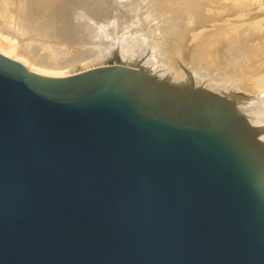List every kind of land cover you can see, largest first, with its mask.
Wrapping results in <instances>:
<instances>
[{
	"label": "water",
	"instance_id": "1",
	"mask_svg": "<svg viewBox=\"0 0 264 264\" xmlns=\"http://www.w3.org/2000/svg\"><path fill=\"white\" fill-rule=\"evenodd\" d=\"M254 137L143 70L50 77L0 54V264H264Z\"/></svg>",
	"mask_w": 264,
	"mask_h": 264
},
{
	"label": "bare ground",
	"instance_id": "2",
	"mask_svg": "<svg viewBox=\"0 0 264 264\" xmlns=\"http://www.w3.org/2000/svg\"><path fill=\"white\" fill-rule=\"evenodd\" d=\"M112 1H115V0H112ZM132 1H133V4L131 3V5H129L131 7L128 6L129 10L127 9L129 12L128 18L126 17L124 21L122 20L123 23L125 22L122 25L126 32H133V30L135 33L139 30L141 31L144 30L146 32H149L153 30V29L150 30L149 22H151L152 24V22H154V19L157 18L156 20L159 19L157 22L159 24L161 23L159 26V30L157 31L161 34L165 33L166 35L170 31L172 33V32H175L174 30H179L183 28L185 25H188V24L190 25V22L188 23L187 19L196 15L195 14L196 10H194L193 7L191 9L190 8L189 9L179 8L175 10H169L167 9L169 6L168 7L165 6L166 2L165 3L163 2L164 3L163 10L157 11V10L152 9L151 7V4H153L155 0H132ZM107 2H111V0H0V23L3 25V28L6 29V31L15 33V35H17L18 38L24 40L20 45V51H16L14 49L12 50L11 47L10 49H7L9 47L3 48L0 46V54L8 58H11L15 61H18V62L21 61L22 64L25 67L27 66L30 71H35L37 72V74H45L44 76H46V74L49 75L50 73H54L55 71H58V70H64L67 68L71 70L70 68L75 66L77 62L79 63L83 62L84 59L87 60V58L90 56H93V58L102 57V59L103 57L105 59L111 58V57H119L122 60V62L124 61L125 63L131 64V62H137V60L143 57V55L147 52L146 54L147 58L145 59V62L148 65V67L147 65L145 67L147 68L151 67L152 69H154L153 71H159L157 75L155 74L156 81H153V82L155 83L158 82L162 87L164 86L163 87L164 89L166 90L171 89L172 91L170 90L168 91L175 95H186L187 94V95H194V96L197 95L198 96L199 94L209 95L210 93H213L214 94L213 96H215L220 101H225V99L230 101L231 98L234 97L236 98V100L235 99L233 100L234 105H235L234 108L238 110L239 114L244 116V119H246L247 124L248 123L250 124L249 126L253 125V127L254 126L257 127L259 124L260 125L262 123L264 124V101L260 100V95H258L259 97L258 96L254 97L252 95L244 96V95L234 94L232 92L233 90H230L231 89L230 87L224 86L221 82L224 79L226 80V84H227V79L221 76L220 79L222 80L220 81L213 77L209 78L207 74L203 73L202 65L196 62L195 57L193 59L194 54L191 56L192 62L188 64L189 68L188 67L185 68L184 67L185 65H183L182 68H176L172 64L171 62L172 60L170 61L171 63H168L166 60L167 59L166 57L168 55L166 53L165 46L168 42L165 43L164 40L163 42L162 41L154 42V43L151 42L152 50L150 48V51H151L150 52L148 49V51L150 52L149 54H148V51H146L147 48L144 46L145 42H144L143 36L142 38L141 36L138 37L139 36L138 34H137L138 36H136V38L134 37V39L123 38L120 43L117 42L118 39L117 40L114 39L116 36L113 35L114 38H111V40L109 42H106V45H104L103 43L104 37H102L103 33L101 32L103 28L101 29L100 27L103 25L105 26V24H102L103 23L102 22L98 24L97 26H95L98 22L94 23L95 20L93 18H96V17L98 18L97 15L99 14L100 16L104 17L102 18V20L106 19L105 17H106L107 10L102 8L101 6L103 3H107ZM125 2H128V0ZM96 3H101L100 7L98 6L100 10L99 9L97 10L96 9L97 7H95V9L97 10V12L95 13L97 15H92L95 13L86 15L85 11H87L86 13L90 12L91 10L93 11V9L91 8H94L92 6L95 5ZM109 5H112L113 7V4L110 3ZM89 7L91 10L89 9ZM109 7L112 8L111 6ZM87 8L90 11H88ZM110 10L112 11V9ZM116 10H119V8ZM109 11L107 13L110 15L111 12ZM85 15L88 16V19H85L86 18ZM83 16H85V18H82ZM89 16L93 18H90ZM114 17L118 18L117 15ZM123 18L121 17V19ZM81 19L84 20V22H82ZM89 19L93 20V22L91 21L89 22L94 23L93 25L94 29H91L92 27L90 26L89 27L90 30H89L88 26H86V25H92L91 23L88 24L87 20ZM121 19L119 20L121 21ZM85 21L87 22V24L85 23ZM108 21L110 22V19ZM109 22L108 23L105 22V23L109 24ZM137 26L140 28H138ZM141 26L143 28H141ZM105 27L107 28V26ZM194 27L195 26H193V28ZM154 33L156 34L157 32L155 31ZM130 35L131 34H129V37ZM103 36L105 35L103 34ZM133 36H134V33H133ZM153 37H156V36H153ZM180 37L181 36L179 35V38H178L179 40H180ZM151 40L153 41V39ZM178 41H176L177 45H179ZM197 42H199V40L195 41L196 44ZM219 42L221 43L219 44L222 47H220L218 44L217 45L218 47H220V49H222V53H221L222 60L228 61V55L233 54L231 52L232 50H229L227 48L228 47L227 45H229L228 43H226L227 45L225 46L223 41H219ZM151 43L148 42L149 45ZM171 45L175 47L174 44H171ZM235 46H234V51H235ZM191 48L192 49H190V51L194 49L193 46ZM240 48L241 47L236 46V51H239ZM110 49H114L113 50L114 52L112 51L113 53H106ZM190 51L188 54L191 53ZM217 51L218 50H216L215 52L217 53ZM173 52L174 51L171 52L172 55H173ZM236 53L237 54L234 53V55L240 54V52H236ZM188 54L185 56H189ZM174 55L176 56V59L179 60L180 50L178 49V47L175 49ZM173 56L171 57L174 59L175 57ZM231 58L234 59V57H231ZM176 59L174 60L176 61ZM187 59H190V58H186L185 60ZM238 59L240 60V58ZM235 60H237L236 57H235ZM239 60H238V63L242 61L240 60L239 62ZM187 61L189 62V60ZM187 61L185 62L187 63ZM225 63L228 65V62H225ZM230 65L231 64L229 63V66ZM218 68L220 69V72L223 70L219 66ZM70 72L71 71H68V70L66 71V73H70ZM228 72H229V69L227 71L224 70L221 72V75L224 76ZM214 74H215V71H214ZM187 90L190 91V93ZM259 137H260L259 140L262 143H264V135H261Z\"/></svg>",
	"mask_w": 264,
	"mask_h": 264
},
{
	"label": "rangeland",
	"instance_id": "3",
	"mask_svg": "<svg viewBox=\"0 0 264 264\" xmlns=\"http://www.w3.org/2000/svg\"><path fill=\"white\" fill-rule=\"evenodd\" d=\"M115 1L111 0V2L103 3L104 5L102 4V6H101L102 8L107 10L106 11V17H105L106 18L105 20H107V21H105L104 19H103L104 20L103 21L102 18H104V17L100 16L99 14L97 15L95 13L99 9L101 3H96L98 5L95 4L92 6L94 8H91V9H93L94 12L90 9L91 5L89 7V9L91 11L88 10V8H87V10L90 12L86 13L87 11H85L86 15L95 13L92 15L98 16V18L97 17L96 18L90 17L91 15L89 16L90 18H93L95 20L94 23L98 22L95 26H97L98 24H100L102 22H103L102 24H105V26H107V28L104 25L100 27L101 29L103 28V30L101 32L105 35V36H103V34H102V37H104L103 38L104 45H106V42H109L111 40V38H114L113 35L116 36L114 39H116V40L118 39V41H117L118 43H120L123 38L134 39V37L136 38V36L139 35L138 37L141 36V38L143 36V39L145 42L144 46L147 48L146 51H148V49L150 51L152 43L159 42V41L163 42V40H164L165 43L168 42L165 46L166 47V53L168 55L166 57L167 58L166 60L168 63L172 62L174 67L182 68L183 65H185L184 66L185 68L188 67V64H190L192 62L191 56L194 54L193 59L195 57L196 62H198L202 65L203 73L207 74V76L209 78L213 77V78L221 81L222 79H220V78L222 76L225 79H227V84H226V80H224V79L221 81L222 84L224 86L230 87L231 88L230 90H233L232 92L234 94L244 95V96L252 95L254 97L260 95V100L264 101V92H263L264 91V0H192V1L191 0H155V2L153 4H151V7H152V9L157 10V11L163 10L165 2H166L165 6H167V7L169 6L167 8L169 10H175V9H179V8H182V9H189L190 8L191 9L192 7L194 10H196L195 11L196 15L187 19L188 23L190 22V25L189 24L185 25L183 28L179 29L180 31L174 30L175 32H172V33L170 31L169 32L170 34L168 33L166 35H165V33L161 34L157 31V30H159V26L161 24V23L159 24L157 22L159 20V19L156 20L157 18L154 19L155 23L152 22V24L154 26L151 24V22H149L150 30L153 29L149 32H146L143 29H142L143 31L139 30L136 33L134 32V30H133V32H126L124 30L123 25H122L125 22L123 23L122 20L124 21L126 19V17L128 18V16H129L128 10H129V7H131L129 5H131V3L133 4V1L131 0L132 1L131 2L130 0H128V2H125L127 0H118V1H116L117 3ZM110 3L113 4V7H112V5H109ZM118 3H120V4H118ZM105 4H106V6H105ZM123 5H125V6H123ZM109 6H111L112 8H110ZM95 7H97L96 8L97 10L95 9ZM109 8L112 9V11ZM118 8H119V10H116ZM120 10H122V11H120ZM108 11L111 12L110 15L107 13ZM116 15L118 16L119 19H121V17L122 18L124 17V18L121 19V21H120L117 17H114ZM85 16H83L82 18H85ZM85 19H88V16H86ZM97 19L98 20L100 19V20L98 21ZM109 19H110V22L108 21ZM89 21L93 22L92 19L91 20L89 19V20H87L88 24L91 23ZM82 22H84V20H82ZM87 22L85 21L86 24H87ZM105 22H107V23L109 22V24H107ZM94 23H91L92 25H86V26H88V28L91 26L92 27L91 29H94V27H93ZM193 24H195V25H193ZM1 25L2 24L0 23V46L3 48L9 47L7 49H10V47H11L12 50L14 49L16 51H20V45L24 40L18 38V36L15 35V33L6 31V29L3 28V25L2 26ZM192 25L195 26L194 27L195 29L193 28ZM188 27H189V29H188ZM138 28H140V27H138ZM141 28H143V27L141 26ZM112 29H114V30H112ZM187 29H188V31H187ZM89 30H90V28H89ZM87 31H88V29H87ZM155 31L157 32L156 34L154 33ZM198 31H200V32H198ZM109 32L112 34H110ZM115 33H117V34H115ZM127 33H128V35H127ZM133 33H134V36H133ZM129 34H131L130 35L131 38L129 37ZM123 35H124V37H123ZM179 35L181 36L180 40L178 39ZM106 36L108 37V39ZM153 36H156V37H153ZM161 37H163V38H161ZM169 37H171V38H169ZM119 38H120V40H119ZM167 38L169 41L167 40ZM186 38H188V39H186ZM151 39H153V41ZM176 39H178L179 41ZM198 40L200 43L197 42V44H196L195 41H198ZM176 41H178L179 45H177ZM219 41H223L225 46L227 45L226 43H228L229 45H227L228 46L227 48L229 50H232L231 52L233 54L228 55V61L222 60V57H221L222 49H220V47H222V46H220L221 43ZM148 42H150V43L152 42V43L149 45ZM234 42L237 44H235ZM198 43H199V45H198ZM171 44H174L175 47L172 46ZM217 44L220 47H218ZM235 45L238 47H241L239 49V51H236ZM192 46L194 49L196 47L197 48L199 47L198 48L199 50L196 48L195 50L193 49L190 51V49H192L191 48ZM234 46H235V51H234ZM169 47H170V49L172 48L171 49L172 51H174L173 55L175 53V49L178 47V49L180 50L179 60L176 59L175 55L173 56L171 54L172 51L169 49ZM217 47H218V49H217ZM113 50L114 49H110L106 53H113L114 52ZM151 50H152V48H151ZM216 50H218L217 51L218 55L215 52ZM149 51H148V54L151 52V51L150 52ZM189 51L191 52L190 53L191 55L188 54ZM192 51H193V53H192ZM236 52H240V54L234 55V53L237 54ZM186 53L190 57L185 56V55H187ZM146 54H147V52L143 55V57L138 59L137 62H131L132 65L130 63H129L130 65H129L128 63H125L124 61L122 62V60L119 57H111V58H106V59L103 57V59H102V57H99V58L94 57L93 58V56H90L87 58V60L84 59L83 62H80L81 64L79 62H77L75 66L70 68L71 70H69L68 68L64 69V70H58V71H55L56 73L55 72L50 73L49 75L46 74V76L48 75L50 77H65V76L80 73V72L90 70L93 68H97V67H109V66H112V63H114V65H123V66L129 67L131 69H134L136 71L143 70L145 72V74L147 75V77H150L153 81H156L155 77L159 71H153L154 69H152L151 67L147 68L148 65L145 62V59L147 58ZM213 54H215V55H213ZM171 56L175 57L174 59H176V61ZM197 56H199V57H197ZM185 57L190 58V59H187V60H189V62L187 60H185L186 59ZM216 57H217V59H216ZM231 57H234V59ZM235 57L237 58V60H235ZM238 58H240V60H242V61L240 62V60ZM238 60L240 63H238ZM185 61H187V63ZM201 61H203V62H201ZM225 62H228V65ZM20 63L22 64L21 61H20ZM229 63L231 64L230 66H229ZM146 65H147V67H145ZM218 66L221 69H223L222 71H224V70L227 71L229 69V72L224 76L221 75L222 71L220 72V69L218 68ZM26 69H28L27 66H26ZM212 69H213V71H212ZM67 70L71 71V72L66 73ZM28 71H30V70L28 69ZM214 71H215V74H214ZM31 72L37 73L35 71H31ZM39 75H45V74H39ZM224 82H225V84H224ZM157 83L158 82H156V85L161 86L159 83L158 84ZM168 90L172 91L171 89H168ZM188 92L190 93V91H188ZM205 93H207V92H205ZM209 95L213 96L214 94L210 93ZM234 99L236 100V98L232 97L231 98L232 101L225 99V101H222V102H224L227 105H233L235 107L234 101H233ZM234 110L236 111V113L239 116H241L244 119V116L239 114V112H238V110H236V108H234ZM244 121L247 124L246 119H244ZM249 125L250 124L248 123L247 124L248 129L252 130V132H255V137H254V139L253 138L252 139L264 149V143H262L259 140V138H260L259 136L264 135V124L263 123L261 125L259 124L257 127H255V126L253 127V125L252 126H249Z\"/></svg>",
	"mask_w": 264,
	"mask_h": 264
}]
</instances>
